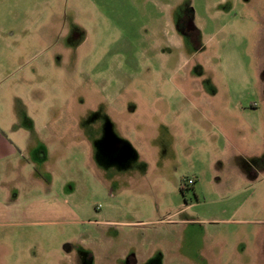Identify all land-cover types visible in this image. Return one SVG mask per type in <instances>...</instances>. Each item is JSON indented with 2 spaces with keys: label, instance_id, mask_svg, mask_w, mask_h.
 Here are the masks:
<instances>
[{
  "label": "rangeland",
  "instance_id": "1",
  "mask_svg": "<svg viewBox=\"0 0 264 264\" xmlns=\"http://www.w3.org/2000/svg\"><path fill=\"white\" fill-rule=\"evenodd\" d=\"M263 243L264 0H0V264Z\"/></svg>",
  "mask_w": 264,
  "mask_h": 264
},
{
  "label": "flooded vegetation",
  "instance_id": "2",
  "mask_svg": "<svg viewBox=\"0 0 264 264\" xmlns=\"http://www.w3.org/2000/svg\"><path fill=\"white\" fill-rule=\"evenodd\" d=\"M260 255H262L261 257L263 258L264 260V243L262 244V248H261V253Z\"/></svg>",
  "mask_w": 264,
  "mask_h": 264
},
{
  "label": "built area",
  "instance_id": "3",
  "mask_svg": "<svg viewBox=\"0 0 264 264\" xmlns=\"http://www.w3.org/2000/svg\"><path fill=\"white\" fill-rule=\"evenodd\" d=\"M193 182H194L193 180H189V184H193Z\"/></svg>",
  "mask_w": 264,
  "mask_h": 264
}]
</instances>
